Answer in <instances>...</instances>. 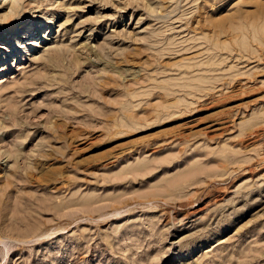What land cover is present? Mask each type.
Instances as JSON below:
<instances>
[{"label": "rangeland", "instance_id": "rangeland-1", "mask_svg": "<svg viewBox=\"0 0 264 264\" xmlns=\"http://www.w3.org/2000/svg\"><path fill=\"white\" fill-rule=\"evenodd\" d=\"M14 24L0 264H264V0H0Z\"/></svg>", "mask_w": 264, "mask_h": 264}, {"label": "bare ground", "instance_id": "bare-ground-1", "mask_svg": "<svg viewBox=\"0 0 264 264\" xmlns=\"http://www.w3.org/2000/svg\"><path fill=\"white\" fill-rule=\"evenodd\" d=\"M23 7V6H22ZM21 11H23L22 9H21V5L19 4V2L18 1H16V2H12L10 5H9V11H8V13H7V15L6 16H4L5 18H13L14 16H19V14L21 13ZM16 18V17H15ZM39 19V18H38ZM12 22V21H11ZM46 21H43L41 24L40 23H38L37 21H34V22H32L33 24H32V28L31 29H33V33L32 32H28L27 31V29L25 28V27H20V26H17L16 24H14V25H11V26H9L7 29H6V32H5V34L3 35V36H1V42L0 43H2L3 44V46H4V44H5V41H7L8 40V37L10 36V35H12L13 36V38L14 37H18L19 36V34L21 35V32L24 30V29H26L25 30V32L24 33H22V38L20 37L19 39L21 40V39H23V41L24 40H26V39H28V37H29V34H32L31 35V37L33 38V39H36L35 38V36H33V34H34V32L35 33H37L38 34V32L40 31V27H43V26H45V27H47V32H48V30H51L52 29V27H50L51 26V23L49 22V21H47V23H45ZM45 23V25H43ZM53 24V23H52ZM43 25V26H42ZM31 37H29V38H31ZM37 38H38V36H37ZM19 40V41H20ZM18 40H16V45L18 44H22V42H19ZM16 45H15V47H16ZM19 45V46H20ZM7 46V45H6ZM8 48V46L7 47H4V50L5 49H7ZM10 48V47H9ZM23 50H24V47H23ZM25 52H28V50L27 49H25Z\"/></svg>", "mask_w": 264, "mask_h": 264}]
</instances>
